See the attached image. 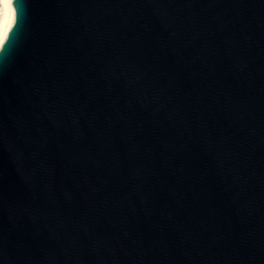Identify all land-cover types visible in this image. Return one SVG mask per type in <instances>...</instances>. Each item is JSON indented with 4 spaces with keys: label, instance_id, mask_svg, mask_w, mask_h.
I'll return each instance as SVG.
<instances>
[{
    "label": "water",
    "instance_id": "1",
    "mask_svg": "<svg viewBox=\"0 0 264 264\" xmlns=\"http://www.w3.org/2000/svg\"><path fill=\"white\" fill-rule=\"evenodd\" d=\"M15 2L0 264H264V0Z\"/></svg>",
    "mask_w": 264,
    "mask_h": 264
},
{
    "label": "bare ground",
    "instance_id": "2",
    "mask_svg": "<svg viewBox=\"0 0 264 264\" xmlns=\"http://www.w3.org/2000/svg\"><path fill=\"white\" fill-rule=\"evenodd\" d=\"M0 49L16 23L15 0H0Z\"/></svg>",
    "mask_w": 264,
    "mask_h": 264
},
{
    "label": "rangeland",
    "instance_id": "3",
    "mask_svg": "<svg viewBox=\"0 0 264 264\" xmlns=\"http://www.w3.org/2000/svg\"><path fill=\"white\" fill-rule=\"evenodd\" d=\"M1 5V4H0Z\"/></svg>",
    "mask_w": 264,
    "mask_h": 264
}]
</instances>
